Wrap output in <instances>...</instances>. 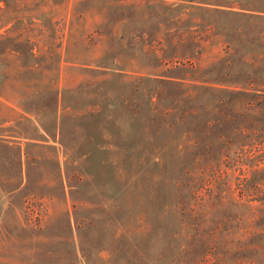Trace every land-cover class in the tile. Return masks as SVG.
I'll list each match as a JSON object with an SVG mask.
<instances>
[{
	"label": "rangeland",
	"instance_id": "rangeland-1",
	"mask_svg": "<svg viewBox=\"0 0 264 264\" xmlns=\"http://www.w3.org/2000/svg\"><path fill=\"white\" fill-rule=\"evenodd\" d=\"M0 140V264H264V0H0Z\"/></svg>",
	"mask_w": 264,
	"mask_h": 264
},
{
	"label": "trees",
	"instance_id": "trees-1",
	"mask_svg": "<svg viewBox=\"0 0 264 264\" xmlns=\"http://www.w3.org/2000/svg\"><path fill=\"white\" fill-rule=\"evenodd\" d=\"M1 141V140H0ZM1 143V142H0ZM208 248H210V246L208 247Z\"/></svg>",
	"mask_w": 264,
	"mask_h": 264
}]
</instances>
